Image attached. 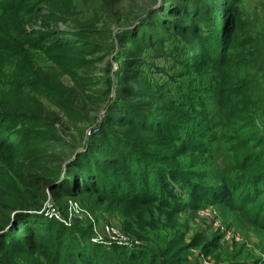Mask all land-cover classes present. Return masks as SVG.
I'll return each instance as SVG.
<instances>
[{
    "label": "rangeland",
    "instance_id": "1",
    "mask_svg": "<svg viewBox=\"0 0 264 264\" xmlns=\"http://www.w3.org/2000/svg\"><path fill=\"white\" fill-rule=\"evenodd\" d=\"M23 1V8L41 5ZM185 1L50 0L45 23L37 24L67 37L55 51L35 34L10 36V19L19 12L0 9V107L17 116L0 124V199L9 205L36 201L30 197L41 188L38 212L64 226L88 228L102 246L169 251L177 264H264V216L257 203L240 208L238 200L227 203V189H217L239 179L254 184L245 177L253 172L264 177V0H228L233 28L225 44L214 37L221 32L211 31L215 24L204 28V40L210 32L214 39L208 48L193 41L198 37L185 19ZM200 1L195 8L214 9V1ZM219 44L222 61L213 56ZM111 118L119 120L117 130L130 128L154 153L189 172L209 201L180 212L153 206L131 212L90 195L61 198L44 185H24L46 176L23 170L28 160L36 156L41 166L63 171L65 161L87 145L88 129L96 134ZM143 120L172 126L179 138L166 142ZM9 137L14 141L6 147ZM13 213L0 204V216H6L0 232L9 229L0 239L4 244L16 240ZM47 258L0 250V264H47Z\"/></svg>",
    "mask_w": 264,
    "mask_h": 264
},
{
    "label": "trees",
    "instance_id": "2",
    "mask_svg": "<svg viewBox=\"0 0 264 264\" xmlns=\"http://www.w3.org/2000/svg\"><path fill=\"white\" fill-rule=\"evenodd\" d=\"M37 1L41 5L23 8L26 3L23 0H0V9H6L9 14L10 11L19 12V17L16 16L13 20L12 18L10 19L9 35L11 36L12 33L16 36L18 34H35L40 37L38 42L47 40V43L53 47L52 51H55L57 48L65 46L68 39L61 36L57 38L55 30L43 29L41 25L37 24L42 21V23H45L47 15L44 9L48 8L45 3L50 0ZM191 1L186 0L182 4L187 2L188 5ZM211 1H214V9L212 6L206 7L204 10L201 6L195 8L194 4L200 5L204 2L200 0H193V7L186 5L182 8L180 6L183 12L187 13L186 21L190 20L191 26L194 25V29H191V31L198 38H194L193 41L206 45L207 48L210 45L208 40L212 42L214 39H208L210 32L207 34L206 40H204V34H202L205 31L204 28L207 30L211 23L215 24L211 31L215 28L218 32L221 30L218 33L219 35L216 34L214 37L218 41L222 39L221 42L225 44L226 38L229 37L230 28H233L232 24L235 23L234 14L228 9V0ZM43 3L44 5H42ZM218 8L220 9L219 11ZM151 9L142 14L141 18L137 22H133L130 27L136 25ZM61 33L67 32L62 31ZM70 33L73 35V32ZM50 39L61 42L52 44L53 42H48ZM220 45L217 46L220 49L217 52L218 55H215L214 52L213 56L215 58L220 56L222 61L225 57L223 47L221 48ZM127 115L128 117L131 116V114ZM16 117L14 112L0 107V124L5 121H15ZM111 120L106 125H102L96 134L94 131L87 138V145L65 164L63 171L41 166L36 156L28 160L23 170L42 171L46 176H37L36 182L24 181V185H29L30 183H35L38 186L44 185L51 190H56L61 195V198H75L84 194L90 195L97 202L107 201L110 205H125V209L131 212L143 206H153L154 208L180 212L183 209L195 208L194 206L201 201H209L206 192L201 189V186L193 183L192 179L194 178H191L193 176H190L189 172H185V170L169 163L164 154L154 153L139 137L134 135L130 128L129 130H117L115 127L116 124H119V120L116 118H111ZM143 121L146 122L143 127L156 130L166 142L179 138L178 135L180 133L172 129V126L169 129L161 128L160 126L157 128L154 126V122ZM0 140L3 141L4 138L1 136ZM13 141L14 138L9 137L4 142V146L9 147V143ZM33 150L40 152V148L37 146H34ZM252 159L248 160L249 165ZM252 166L253 163L250 167L252 168ZM56 173L57 176L53 178L49 176ZM245 177H248L254 184H250L244 179H239L232 182L226 181V186L224 185L217 189L220 193H224L223 189L228 190L226 199L229 204H233V202H236L235 200H238L239 207L243 203H257V207L261 211L259 213L264 216V186L255 184V179L259 178V181H263L264 177L255 172ZM30 198L36 201L25 199L20 203L17 202L18 204L9 205L4 204L2 199H0V204H3L10 211L12 209L14 211L12 216H9L12 221L10 230L16 234L14 237L16 240L13 244L0 242V250L35 251L37 256H48L47 264L178 263V258L169 251L155 253L149 250H135L132 247L128 248V246L115 242L107 246L96 244L91 240L92 234L88 228L64 226L62 223L54 222L52 216L46 217L42 212L37 211V208L40 207L45 198V192L41 188H37ZM217 202L219 201L214 203ZM221 203H219L220 206L226 204ZM180 205L183 208L180 209ZM214 206L216 205L214 204ZM240 208H244V206ZM3 216L5 215L1 214L0 216V226L2 225ZM8 230L0 232L1 240L4 236L6 237ZM18 243L26 244L29 248L17 247Z\"/></svg>",
    "mask_w": 264,
    "mask_h": 264
},
{
    "label": "water",
    "instance_id": "3",
    "mask_svg": "<svg viewBox=\"0 0 264 264\" xmlns=\"http://www.w3.org/2000/svg\"><path fill=\"white\" fill-rule=\"evenodd\" d=\"M94 132V129H88V134H86V136H85V139H87L89 136H91L92 135V133ZM86 141V140H85ZM85 147V144H84V146H82V147H80V148H78L75 152H74V154L73 155H71L68 159H67V161H65V164L66 163H68L80 150H82L83 148ZM65 164H64V167H65Z\"/></svg>",
    "mask_w": 264,
    "mask_h": 264
},
{
    "label": "bare ground",
    "instance_id": "4",
    "mask_svg": "<svg viewBox=\"0 0 264 264\" xmlns=\"http://www.w3.org/2000/svg\"><path fill=\"white\" fill-rule=\"evenodd\" d=\"M94 237V236H93Z\"/></svg>",
    "mask_w": 264,
    "mask_h": 264
}]
</instances>
